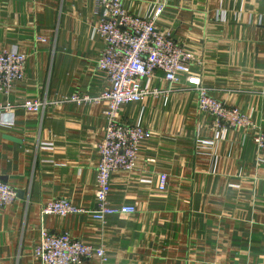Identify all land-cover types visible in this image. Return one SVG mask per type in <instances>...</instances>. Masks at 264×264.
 <instances>
[{
    "label": "crops",
    "instance_id": "crops-1",
    "mask_svg": "<svg viewBox=\"0 0 264 264\" xmlns=\"http://www.w3.org/2000/svg\"><path fill=\"white\" fill-rule=\"evenodd\" d=\"M96 0H0V52L27 57L25 77L0 106V181L17 200L0 208V264H39L41 230L103 247L81 264H264V150L247 130L217 128L194 92L156 72L148 85L163 92L120 107L121 122L151 133L135 168L110 179L109 203L132 215L103 223L88 214L42 216L63 199L95 209L98 146L104 140L109 86L98 68L103 50L94 28ZM129 14L155 18L193 57L190 74L209 95L239 109L264 130V0H122ZM42 41H38L37 39ZM46 101L41 112L21 107ZM12 122L7 126L5 122ZM165 188L160 190V178Z\"/></svg>",
    "mask_w": 264,
    "mask_h": 264
},
{
    "label": "built area",
    "instance_id": "built-area-1",
    "mask_svg": "<svg viewBox=\"0 0 264 264\" xmlns=\"http://www.w3.org/2000/svg\"><path fill=\"white\" fill-rule=\"evenodd\" d=\"M95 12L101 20L94 28L103 50L98 59V68L105 73L109 86L96 98L71 96L64 102H104L106 127L104 140L98 146L100 161L96 170L95 209L85 211L70 202L58 199L46 203L42 216L67 217L88 214L93 220L103 223L107 217L132 215L133 206H113L109 203L110 179L116 172H130L135 168L139 147L148 141L151 133L139 125L121 122L118 111L126 104L139 103L148 96L163 94L148 85L156 72L163 74L165 81L178 83L181 74L186 75L182 91L194 92L201 112L214 119L217 128L241 129L251 133L259 150H264V130L252 118L239 109L213 99L203 87L199 77L190 74L193 57L176 42L171 31H162L155 26V18L146 19L129 14L122 0H96ZM38 41H42L40 38ZM27 57L16 49L0 52V94L8 95L14 84L25 77ZM48 103L40 100L25 101L21 107L29 112H41ZM12 106H0V118L9 114ZM12 122H5L11 126ZM165 176L160 178V190L165 188ZM17 200V193L0 181V208ZM33 257L39 264H81L98 258L106 262L103 247L86 245L67 234L52 235L41 230L39 241L33 249Z\"/></svg>",
    "mask_w": 264,
    "mask_h": 264
}]
</instances>
